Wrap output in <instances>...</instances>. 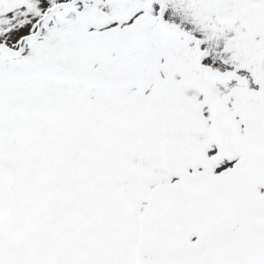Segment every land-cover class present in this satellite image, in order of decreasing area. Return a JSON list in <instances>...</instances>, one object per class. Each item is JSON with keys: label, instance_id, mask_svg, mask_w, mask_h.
Returning <instances> with one entry per match:
<instances>
[{"label": "snow or ice", "instance_id": "6c2138e0", "mask_svg": "<svg viewBox=\"0 0 264 264\" xmlns=\"http://www.w3.org/2000/svg\"><path fill=\"white\" fill-rule=\"evenodd\" d=\"M0 264H264V0H0Z\"/></svg>", "mask_w": 264, "mask_h": 264}]
</instances>
